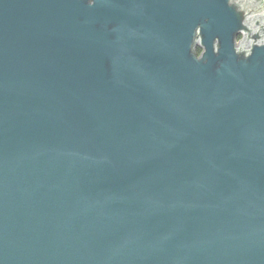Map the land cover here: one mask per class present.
<instances>
[{"label": "water", "instance_id": "95a60500", "mask_svg": "<svg viewBox=\"0 0 264 264\" xmlns=\"http://www.w3.org/2000/svg\"><path fill=\"white\" fill-rule=\"evenodd\" d=\"M260 4L0 0V264H264Z\"/></svg>", "mask_w": 264, "mask_h": 264}, {"label": "flooded vegetation", "instance_id": "af4514ba", "mask_svg": "<svg viewBox=\"0 0 264 264\" xmlns=\"http://www.w3.org/2000/svg\"><path fill=\"white\" fill-rule=\"evenodd\" d=\"M261 3H264V0H260ZM261 7H263L262 4H260ZM258 15L256 18L255 16ZM255 18V19H254ZM247 21L253 25V34L254 33H260V35L263 33L262 31H260V29L262 27H260V24L263 23L264 24V7L262 9V11L260 13L257 14V12H253L251 13L248 18H247ZM260 36H258L259 38ZM262 39V38H261ZM253 37L251 36V34L248 32V31H242L240 32L237 37H236V47L237 49H249L251 47V44L253 42ZM203 49L201 48L200 49V53H202Z\"/></svg>", "mask_w": 264, "mask_h": 264}, {"label": "trees", "instance_id": "16d2710c", "mask_svg": "<svg viewBox=\"0 0 264 264\" xmlns=\"http://www.w3.org/2000/svg\"><path fill=\"white\" fill-rule=\"evenodd\" d=\"M198 52H200V48H198Z\"/></svg>", "mask_w": 264, "mask_h": 264}]
</instances>
